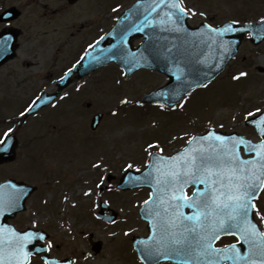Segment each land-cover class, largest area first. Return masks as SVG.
Returning <instances> with one entry per match:
<instances>
[{
  "label": "rangeland",
  "instance_id": "374dc122",
  "mask_svg": "<svg viewBox=\"0 0 264 264\" xmlns=\"http://www.w3.org/2000/svg\"><path fill=\"white\" fill-rule=\"evenodd\" d=\"M134 1L0 0L23 13L15 25L23 31L18 58L0 71V137L14 128L19 139L17 160L1 167L0 180L39 187L28 203V225L45 229L58 247L55 255L74 257L77 264L137 263L128 234L144 235L138 204L147 193L117 192V184L127 169L145 168L153 151L148 144L172 153L209 128L255 137L244 121L264 107V43H245L224 74L173 109L139 106L143 96L167 83L164 75L141 70L124 79L109 65L76 80L46 115L19 125L32 97L53 91L64 70L82 61ZM184 7L193 26L264 17V0H185ZM99 113L103 121L92 131L91 119ZM110 176L115 180L108 183ZM102 202L118 215L112 226L94 218ZM258 207L264 224V194Z\"/></svg>",
  "mask_w": 264,
  "mask_h": 264
},
{
  "label": "snow or ice",
  "instance_id": "6c2138e0",
  "mask_svg": "<svg viewBox=\"0 0 264 264\" xmlns=\"http://www.w3.org/2000/svg\"><path fill=\"white\" fill-rule=\"evenodd\" d=\"M215 139L220 141L221 145L210 146L208 150H201L194 155H181L174 158L178 164L172 166L168 173L169 185L211 183L214 186L219 185V188L208 189L206 193L198 191L196 199L176 197L178 200L183 199L185 203L169 205L173 213L171 216L166 214L161 218L160 239L153 246L155 253L165 258H170L172 253L179 255L197 251L204 257L220 256L224 250L213 248L212 242L221 232L234 234L231 232L233 228L239 230L245 242L258 247L260 254L264 255V233L257 232L256 226L248 221L249 210L255 207L251 201L255 198L257 182L264 183V157L259 161L242 160L236 155L235 145L229 148L223 144V137L216 136ZM4 143L5 141L0 140V144ZM260 148L264 149V144L260 145ZM180 190L182 191V188ZM213 192L216 195H213ZM19 198V194L14 191L5 192L0 186V215L6 207H14ZM182 207L195 209L196 213L185 215L179 211ZM200 209L205 211L201 213ZM157 215L159 216V213ZM25 235L32 236L31 233ZM257 236L260 239L259 243L255 239ZM5 247L14 249L17 256L27 255L23 252L24 237L13 229L8 230L7 237L4 230L0 229V264H11L3 258ZM163 249L167 251H162ZM231 250L232 246H229L228 251ZM153 254L152 250L147 252L149 257ZM224 258L232 259L228 256ZM15 264H21V261L16 260ZM182 264H190V261L185 260ZM209 264L213 262L209 261Z\"/></svg>",
  "mask_w": 264,
  "mask_h": 264
},
{
  "label": "water",
  "instance_id": "95a60500",
  "mask_svg": "<svg viewBox=\"0 0 264 264\" xmlns=\"http://www.w3.org/2000/svg\"><path fill=\"white\" fill-rule=\"evenodd\" d=\"M149 0L140 4L147 10L150 6ZM166 3L162 1L157 9L154 11L149 10L146 12L147 15L142 22L136 27V32H132V28L128 23V17H124L115 30L107 37L112 38V44H106L101 41L96 48L88 54L87 58L80 64L75 70L79 73V77L89 74L91 71L97 69L99 66L104 65L111 61H116L122 65L128 72L137 70L138 68L144 67L161 71L169 76L170 83L165 89L153 93L151 96L145 98V101H160L169 104L170 106L178 104L184 97L185 93L189 90L203 85L204 83L213 80L218 76L227 65L228 61L236 54L238 46L241 43L242 36L246 31H250L258 41L264 38V23L256 26L238 27L236 33H230L227 30V26L218 30L215 33L213 30L207 29L206 27L198 28L196 31L200 33L199 37L185 38L181 41H174L171 39L169 33L166 32V36L163 32L155 31L152 27H155L153 18L159 16L157 13L161 7ZM176 1H173L169 6L170 11H178ZM157 11V12H156ZM156 12V13H155ZM19 14L14 13L13 17H18ZM179 24H186V17L181 15L179 12L176 14ZM11 18V17H10ZM187 27V26H186ZM140 29V30H137ZM188 29V28H187ZM189 30V29H188ZM210 31L211 40L207 41L201 39L202 32ZM228 31V32H227ZM191 31H188L190 33ZM194 35V33H190ZM230 37L226 40L220 41L218 36ZM134 35L143 36L146 38V42L139 49L133 50L131 47L130 40ZM68 76L65 80V85L68 84ZM51 99L44 97L38 102L37 106L32 112H36L44 105L48 104ZM102 115H98L94 118L92 128L96 129L101 121ZM212 134L208 133L204 136L197 137L189 149V155H194L201 150H208L203 137L211 138ZM220 136L219 134H216ZM15 146L16 141L10 147L5 145L0 151V164L6 161H12L15 159ZM154 160V159H153ZM154 164L156 161H152L151 167L147 170L148 178L142 180V175L138 177H132L137 179L136 184L133 187L141 186L143 183H150ZM144 176V175H143ZM165 179L160 183H166ZM260 183L257 182V186ZM123 187V184H122ZM206 192L208 189L214 187L219 188V185H204ZM124 188V187H123ZM200 192H205L200 191ZM213 195H216L213 192ZM248 221L250 224H254L253 210H249ZM260 240H257L259 243ZM257 248V247H256ZM255 252V251H254ZM260 250L257 249V253ZM256 253V252H255Z\"/></svg>",
  "mask_w": 264,
  "mask_h": 264
},
{
  "label": "flooded vegetation",
  "instance_id": "af4514ba",
  "mask_svg": "<svg viewBox=\"0 0 264 264\" xmlns=\"http://www.w3.org/2000/svg\"><path fill=\"white\" fill-rule=\"evenodd\" d=\"M22 216H23V215H22ZM26 216H27V215H26ZM16 221H17V220H16ZM16 221H15V222H16Z\"/></svg>",
  "mask_w": 264,
  "mask_h": 264
}]
</instances>
